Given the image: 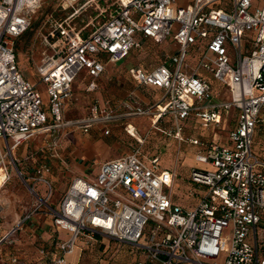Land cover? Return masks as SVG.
<instances>
[{
  "label": "built area",
  "instance_id": "1",
  "mask_svg": "<svg viewBox=\"0 0 264 264\" xmlns=\"http://www.w3.org/2000/svg\"><path fill=\"white\" fill-rule=\"evenodd\" d=\"M78 1L57 0V11L73 9ZM109 1V16L87 34L71 25L72 14L47 16L41 41L50 53L35 67L31 82L18 68L14 43L42 0H0V189L14 165L12 151L36 135L43 136L41 148L55 155L64 130L87 134L119 117H168L173 131L166 135L197 147L193 159L202 167L189 170L187 192L197 202L190 209L174 204L167 192L172 172L160 169L156 155L143 158L135 149L103 162L93 181L74 178L54 209L46 203L50 167L38 163L33 184L48 192L20 223L42 206L53 227L67 234L55 252L40 250L53 256L42 264H66L77 240L93 238L130 248L138 257L135 264H264V0ZM217 2L221 7L212 9ZM257 2L260 6L249 12ZM144 39L174 47L148 71L128 70L136 85L161 90V98L145 108L123 106L120 115L92 102L87 116L65 120L76 76L85 71V90L93 91L104 63L139 51ZM191 52L196 56L190 66ZM203 75L223 88V99L212 94ZM230 112L233 126L225 143L182 138L183 120L192 117L200 128H219ZM124 131L134 138L128 126ZM30 191L36 196L33 185ZM4 262L24 264L14 255Z\"/></svg>",
  "mask_w": 264,
  "mask_h": 264
},
{
  "label": "crops",
  "instance_id": "2",
  "mask_svg": "<svg viewBox=\"0 0 264 264\" xmlns=\"http://www.w3.org/2000/svg\"><path fill=\"white\" fill-rule=\"evenodd\" d=\"M163 44L169 48V51H162L160 46ZM141 47H143L142 54L151 55L155 53L157 56V62L154 64L148 63L143 67L139 65L135 67H126L128 61L124 60L125 57L129 56L128 58H131L141 54H132V52L115 63L105 62L104 70L96 78L95 88L91 92L85 90L86 83L89 81L85 71H81L76 76V78H80L79 86H81L83 91L87 94L89 104L95 102L99 107L107 109L112 114L120 115L126 112V109L123 106L136 105L145 108L154 104L161 98V90L151 86L136 85L129 77L128 70L130 68H139L148 71L159 63L162 53H172L174 52V47L169 41L154 44L148 39L141 41ZM187 65L191 66L189 63ZM203 77L207 82L208 79L212 80L208 75H203ZM209 86L215 87V90L222 91V94L225 95L223 88L218 83L215 85L210 83ZM68 100L66 101V104ZM66 104L64 111L67 107ZM226 120H228V123L225 129L228 131L233 126V114H229ZM180 125L181 136L184 139H196L201 143L205 141H213L219 144L225 143L226 135L221 140L217 134L218 131L215 130L218 128L210 126L208 128H202L201 133H198L200 127L195 124L192 117L183 120ZM125 126L131 128L134 136L133 139H135V141L136 139L139 140L140 144L142 143L141 146L139 145L140 148H133L131 146L130 141L132 138L125 133ZM104 129H107L108 133L103 135ZM168 131H173L172 122L168 117L156 119L152 116H129L119 117L116 121L103 126L97 125V127H94L93 129L91 128L87 134H84L81 137L75 134H69L64 138L62 150L59 154V157L64 158L68 164L67 174H65L63 181H59L58 174L54 171L50 160H47L46 157L42 156L38 162L46 163L50 167L49 174L45 176L49 184H52L48 205L54 209L57 208L67 186L74 178L84 180L82 178L84 177L89 182L93 181L98 172L99 166L103 162L131 153L135 149H138L143 158H147L150 154V156H152L155 152L159 153L160 148L164 147L171 148L172 150L170 153H166V157L169 160L167 164L161 166L159 163L160 169L168 170L172 172L173 175L171 186L167 192L174 204L184 209L192 208L196 204L197 198L189 197L188 195L187 198H180L179 194V200H176L172 198L170 192L171 189L176 186L184 188L186 192L190 189L191 186L188 182L189 170L192 168H201L202 166L196 163L194 159V162L185 160L184 153L178 150L180 147H183L184 152L191 150L192 154H194L197 147L188 144L187 141L177 142L172 136L166 135V132ZM19 149L20 148L18 147V150ZM50 156L57 157V154L55 153V155ZM97 158H99L100 161L97 162L95 160ZM38 163L34 164L29 173H25V176L27 175L26 179L31 185H33L34 190L38 193L41 191L43 194L42 190L44 187L38 183L33 184L32 180L33 169ZM193 165L199 166L195 167ZM3 187L0 189V194L4 191ZM31 208L33 209L34 206L32 205ZM20 209H22V207L18 206V218L5 234H7L17 223H20L22 219L19 217ZM14 234H17V238L8 241V243L12 244H10L11 246L9 250L4 253V256L14 255L24 264H42L43 262L50 261L53 256L44 257L40 254V250H46L52 253L55 252L57 243L65 239L67 236L65 232L56 230L53 227L51 216L45 213L42 209H36L28 219L18 225L17 230L8 236ZM80 240H77L73 253L66 257V264H77L79 257V252H77V250L80 251V248H78V245H81ZM122 255L134 254L125 253ZM136 260H138V257L135 258L132 264H135Z\"/></svg>",
  "mask_w": 264,
  "mask_h": 264
},
{
  "label": "rangeland",
  "instance_id": "3",
  "mask_svg": "<svg viewBox=\"0 0 264 264\" xmlns=\"http://www.w3.org/2000/svg\"><path fill=\"white\" fill-rule=\"evenodd\" d=\"M111 1L107 0H79L73 9L66 11H57V0H42L39 8L31 15L29 28L15 40L14 53L16 56V62L18 68L20 69L22 76L31 82H36L35 67L40 63L42 57L50 53V50L47 46L42 44V36L46 34L48 30L49 22L46 20L48 15H51V19H62L70 14H72L71 25L75 30H79L81 33L87 34L91 31L92 27L109 16L110 4ZM261 2H257L256 5L251 4L249 12L254 11L256 7H259ZM212 9L221 7V2L214 3L210 6ZM162 51H169L168 47L163 44L160 46ZM143 51V47L139 51H134L132 54H139ZM151 52V51H148ZM161 54V53H160ZM125 57L124 60H127L126 67L130 66H141L148 63H156L157 56L153 54H139L128 58ZM160 57V55H159ZM158 57V58H159ZM192 54L187 55V64H193L191 60ZM208 83L215 85L214 81L208 79ZM80 78H75L71 84V95L66 104V110L63 113V118L65 120L79 119L87 116L89 114V98L87 94L83 91L82 87L79 86ZM212 93L216 98L223 99L225 95L222 94V91L215 90V87H210ZM42 100L45 101V94H42ZM233 114V112H230ZM227 117L225 118V120ZM228 120L222 122V125L215 129L218 131V136L222 140L227 130ZM97 127V125L92 126V129ZM202 128L198 129V133H201ZM69 134H75L79 137L84 134L74 131L72 129L64 130L61 137L59 146L56 148L55 153L57 157H51L52 152H48L45 149L41 148L42 135H36L29 141L14 149L11 153V159L13 160L14 165L10 164L8 168L9 179L3 187V192L0 194V237L4 236L5 232L13 225L14 221L18 218V206L22 207L20 209V218H23L28 214L32 208L39 204V199L44 200L47 195L48 189L43 188V194L41 191L39 193L34 190L35 195L30 191L31 184L26 179L32 166L39 162L40 158L46 157L47 160H50V163L53 165L54 171L57 172L59 181H63L65 174H67L68 164L64 158H60L59 154L62 150L63 140ZM104 135V134H103ZM132 138V137H131ZM131 146L134 148L141 146L135 139L132 138ZM136 142V143H135ZM260 144V142H259ZM140 148V147H139ZM176 150V148H175ZM171 148L161 147L159 153H153L158 157V162L161 166L167 164L169 161L167 159V154L170 153ZM178 151L184 153V159L187 161H193V154L191 150L184 152L183 147H180ZM151 155V154H150ZM149 155V156H150ZM148 157V156H147ZM60 158V159H59ZM32 159V160H31ZM9 160V159H8ZM97 162L100 161L99 158L95 159ZM199 166V165H193ZM19 172V174H18ZM86 180L84 177H82ZM87 181V180H86ZM52 184L50 183V189ZM171 196L173 199L179 200L180 198H187V192L184 188L176 186L171 189ZM190 199V198H189ZM49 199L46 201L48 204ZM38 209H42L40 206ZM17 238V234L8 236L2 240L0 243V264H5L4 253L7 252L10 248L8 241ZM81 245H78L80 248L79 257L77 264H132L135 260L134 255H122L125 253H131L130 248L126 246H121L112 241L102 239V238H93L85 242V240H80ZM75 250V249H74ZM217 264H220V260H217Z\"/></svg>",
  "mask_w": 264,
  "mask_h": 264
},
{
  "label": "trees",
  "instance_id": "4",
  "mask_svg": "<svg viewBox=\"0 0 264 264\" xmlns=\"http://www.w3.org/2000/svg\"><path fill=\"white\" fill-rule=\"evenodd\" d=\"M18 38H19V37H18ZM14 46H15V43H14ZM189 54H192V56H193V57H195V56H196V55H194V53H192V52H191V53H189ZM193 57H192V58H193Z\"/></svg>",
  "mask_w": 264,
  "mask_h": 264
},
{
  "label": "bare ground",
  "instance_id": "5",
  "mask_svg": "<svg viewBox=\"0 0 264 264\" xmlns=\"http://www.w3.org/2000/svg\"><path fill=\"white\" fill-rule=\"evenodd\" d=\"M128 131L130 132V133H132V130H131V128H128ZM133 134V133H132Z\"/></svg>",
  "mask_w": 264,
  "mask_h": 264
}]
</instances>
